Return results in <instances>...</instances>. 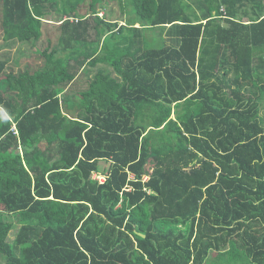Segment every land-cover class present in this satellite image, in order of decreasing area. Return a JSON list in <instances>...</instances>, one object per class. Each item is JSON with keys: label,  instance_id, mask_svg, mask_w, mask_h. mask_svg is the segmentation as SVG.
Wrapping results in <instances>:
<instances>
[{"label": "trees", "instance_id": "16d2710c", "mask_svg": "<svg viewBox=\"0 0 264 264\" xmlns=\"http://www.w3.org/2000/svg\"><path fill=\"white\" fill-rule=\"evenodd\" d=\"M120 2L122 26L104 0H0V257L264 264V0ZM167 27L174 44L146 35ZM100 63L115 76L73 92Z\"/></svg>", "mask_w": 264, "mask_h": 264}, {"label": "rangeland", "instance_id": "374dc122", "mask_svg": "<svg viewBox=\"0 0 264 264\" xmlns=\"http://www.w3.org/2000/svg\"><path fill=\"white\" fill-rule=\"evenodd\" d=\"M88 3L91 2V0H87ZM64 3H65V0H61V3L56 7V9H63L64 7ZM89 9V4H83L82 5V8L81 9H78L79 12H77V15L78 16H82V13L81 12L82 10H88ZM98 12H99V15L100 16H104L105 18H107L109 21H115V20H118L119 22V26H122L124 25V22L123 21H128V20H131L134 18V15L132 14V10L131 8H126L124 9L121 5V2L120 0H104V6H100L98 8ZM68 16V15H67ZM67 16L62 14L61 18L63 20H66L67 19ZM61 18H59L58 20H60ZM122 19V20H121ZM57 20V21H58ZM76 20L75 18L71 19V21H74ZM76 22V21H75ZM91 25L94 27V22L91 21ZM52 26V27H50ZM49 26V30L52 31V35H54V39H53V42L57 43V30L55 29V22L52 23V25ZM169 28L170 27H167L166 29H162V28H155V29H152L150 31H148L146 33V35L148 36V38L150 40L152 39H156L155 40V43H160V45L162 43H165V44H174L173 42H171L173 39L172 37L169 35ZM91 37L88 39V42L85 44V47H82L81 45H77L78 47H81V49L85 50L86 53H89L90 54V51L91 49H94L95 48V45L97 42L96 39V33L95 32H92L91 33ZM164 41V42H163ZM162 42V43H161ZM48 45V43L46 42H39L38 44V47H40L39 50H44L45 47ZM159 45V44H158ZM37 47V48H38ZM36 48V49H37ZM23 49V48H22ZM98 49V48H96ZM17 52V49L16 51H14L13 49V54H16ZM80 53H83V52H80ZM78 54V53H76ZM34 55V54H33ZM264 55V46H262L261 48H259L258 50H256V56H262ZM34 57H39L37 54L35 56H32V58ZM40 59V58H39ZM101 69H104L108 72H111V74H114L113 72V69L106 66L105 64L103 65L102 63H100L99 65H96L95 67H89L87 66L85 68V72L84 74L80 75V79L79 81L76 83V85H74L72 89L73 92H79L81 90H85L89 84V82L93 79V77L95 76V74L100 71ZM233 74L230 73L229 74V78H232ZM71 91V90H70ZM71 91V92H72ZM249 94L250 93H254L253 90L251 89H248ZM261 116L263 117L264 119V99H262L261 101ZM55 158V157H54ZM148 178H146L147 180ZM20 229V226L19 225H16L14 226V228L11 230L10 232V235H9V239L8 241L13 243L15 238H16V235L18 234V231ZM211 257L212 259H210L209 261H207L206 264H228V261H231V258L230 256L226 257L224 260H221V261H213V259L216 257V253H211ZM5 263V260L3 258L0 257V264H4ZM231 264H235V262H232Z\"/></svg>", "mask_w": 264, "mask_h": 264}, {"label": "crops", "instance_id": "0c3cea01", "mask_svg": "<svg viewBox=\"0 0 264 264\" xmlns=\"http://www.w3.org/2000/svg\"><path fill=\"white\" fill-rule=\"evenodd\" d=\"M49 23H54V22H52V21H50ZM43 26H45L44 24H43ZM50 27H52V26H50ZM48 29H49V27H48ZM40 42H46V43H48L47 42V38H46V35L44 34L43 35V37L41 38V40H40ZM38 47V46H37ZM36 47V48H37ZM21 48H23L22 50H25L26 49V47H24V46H21ZM40 49V47H38L37 49H35L34 50V55H33V53H32V56H35L36 54L38 55V56H40V52L41 51H43V50H39ZM14 51H16V49H14ZM22 53V52H21ZM33 60H34V62H30V61H28V60H26V61H24L23 63H22V65H21V68H24L25 67V65L26 64H31V66H34V67H37V66H42V62H41V60L39 59V57H34L33 58ZM88 65H86V67H87ZM85 67V68H86ZM20 67H18V66H16V67H13V65H9L7 68H6V71H5V75H7V74H9L10 72H15V73H18V71L21 69ZM79 79H80V76L78 77V80L77 81H79ZM10 95H12V93H10ZM2 109V111L5 113V115H6V117H7V119H9V120H11V118H10V116L5 112V110L3 109V108H1ZM13 130H15V131H17L16 129V125H13ZM14 131V132H15ZM18 132V131H17ZM16 134V133H15ZM16 135H18V134H16ZM55 159V158H54Z\"/></svg>", "mask_w": 264, "mask_h": 264}, {"label": "built area", "instance_id": "2783aa9c", "mask_svg": "<svg viewBox=\"0 0 264 264\" xmlns=\"http://www.w3.org/2000/svg\"><path fill=\"white\" fill-rule=\"evenodd\" d=\"M76 22H77V21H76ZM15 133L18 134L17 131H15ZM93 179H94V180H98L100 183H104L105 180H106L105 177L100 176V175H97V174H94Z\"/></svg>", "mask_w": 264, "mask_h": 264}, {"label": "water", "instance_id": "95a60500", "mask_svg": "<svg viewBox=\"0 0 264 264\" xmlns=\"http://www.w3.org/2000/svg\"><path fill=\"white\" fill-rule=\"evenodd\" d=\"M143 237H145L144 235H142Z\"/></svg>", "mask_w": 264, "mask_h": 264}]
</instances>
